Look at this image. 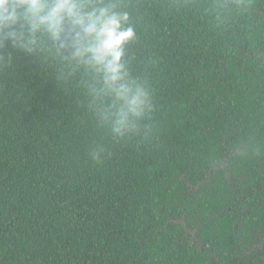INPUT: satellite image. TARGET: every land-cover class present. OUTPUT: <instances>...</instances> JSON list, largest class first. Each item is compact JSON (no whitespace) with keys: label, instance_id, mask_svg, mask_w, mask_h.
Here are the masks:
<instances>
[{"label":"trees","instance_id":"1","mask_svg":"<svg viewBox=\"0 0 264 264\" xmlns=\"http://www.w3.org/2000/svg\"><path fill=\"white\" fill-rule=\"evenodd\" d=\"M117 39L146 100L123 132ZM0 264H264V0H39L0 24Z\"/></svg>","mask_w":264,"mask_h":264},{"label":"clouds","instance_id":"2","mask_svg":"<svg viewBox=\"0 0 264 264\" xmlns=\"http://www.w3.org/2000/svg\"><path fill=\"white\" fill-rule=\"evenodd\" d=\"M39 6V0H0V24H14L21 16H26L33 13ZM114 35V30L109 29L106 36ZM121 43L117 39L115 42L109 40L105 46V52L109 55H114V60L108 62L101 59L100 63L104 67V83L105 91L115 93L119 101L122 102L119 112L115 119V131L123 132L130 127V117L138 116L142 113L146 100L145 95L140 89L122 84L121 68L119 66L120 54L114 52L115 45Z\"/></svg>","mask_w":264,"mask_h":264}]
</instances>
